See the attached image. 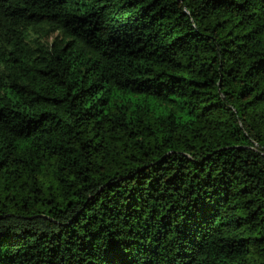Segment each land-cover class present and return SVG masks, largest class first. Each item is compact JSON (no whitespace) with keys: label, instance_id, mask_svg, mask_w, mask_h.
<instances>
[{"label":"trees","instance_id":"1","mask_svg":"<svg viewBox=\"0 0 264 264\" xmlns=\"http://www.w3.org/2000/svg\"><path fill=\"white\" fill-rule=\"evenodd\" d=\"M0 264H264V0H0Z\"/></svg>","mask_w":264,"mask_h":264}]
</instances>
